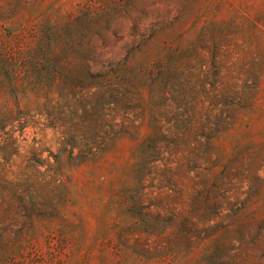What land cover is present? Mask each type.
<instances>
[{
	"label": "rangeland",
	"instance_id": "374dc122",
	"mask_svg": "<svg viewBox=\"0 0 264 264\" xmlns=\"http://www.w3.org/2000/svg\"><path fill=\"white\" fill-rule=\"evenodd\" d=\"M0 264H264V0H0Z\"/></svg>",
	"mask_w": 264,
	"mask_h": 264
}]
</instances>
